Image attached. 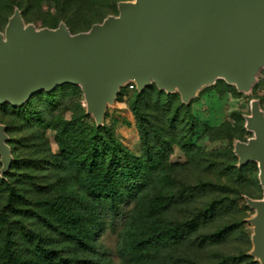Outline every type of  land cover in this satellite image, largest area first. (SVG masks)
I'll use <instances>...</instances> for the list:
<instances>
[{"label": "rangeland", "instance_id": "1", "mask_svg": "<svg viewBox=\"0 0 264 264\" xmlns=\"http://www.w3.org/2000/svg\"><path fill=\"white\" fill-rule=\"evenodd\" d=\"M128 1L0 0V32L15 9L37 29L64 23L71 34L87 32L117 16L118 3ZM252 101L264 112V69L249 93L217 80L188 105L155 85L141 96L128 85L121 88L98 135L119 144L132 163H141L145 181L115 231L60 152V140L78 151L86 147L95 127L80 88L39 92L20 108L0 105L13 158L0 179V264H258L249 255L248 220L254 211L245 202V197L262 198L258 168L256 163L238 167L233 152L236 142L252 137L245 129ZM99 153L119 172L118 156L106 149ZM58 198L84 219L78 237L49 209ZM172 230L182 237H171ZM138 242L148 252L139 263L130 257ZM43 253L50 260L43 261Z\"/></svg>", "mask_w": 264, "mask_h": 264}, {"label": "water", "instance_id": "2", "mask_svg": "<svg viewBox=\"0 0 264 264\" xmlns=\"http://www.w3.org/2000/svg\"><path fill=\"white\" fill-rule=\"evenodd\" d=\"M87 32L64 23L37 29L18 9L0 32V105L22 107L39 92L80 88L86 114L102 127L108 106L132 83L138 93L155 85L183 104L223 80L249 93L264 69V0H132L119 2ZM246 142L234 144L237 165L256 163L262 198L245 197L254 211L249 255L264 264V112L251 102ZM0 123V177L13 160Z\"/></svg>", "mask_w": 264, "mask_h": 264}, {"label": "trees", "instance_id": "3", "mask_svg": "<svg viewBox=\"0 0 264 264\" xmlns=\"http://www.w3.org/2000/svg\"><path fill=\"white\" fill-rule=\"evenodd\" d=\"M143 92L138 95L141 96ZM51 96L50 94L46 95L48 98ZM103 129V127L97 128L96 125L91 128L90 136L85 142L86 147L80 151L63 140L59 141V147L62 156L68 160L71 166L75 167V179L79 187L99 202L101 206L98 212L105 217L109 229L115 231L126 220L128 210L133 206L137 193L143 187L145 173L142 172L141 163L136 160L132 163V159L119 144L112 139L106 141L98 135L99 131ZM103 149L109 150L113 157H119L122 164L119 172L110 170L103 154L99 153V150L103 151ZM144 155L149 161H152L148 151ZM3 177L4 175L0 179ZM49 209L60 223L70 225L73 236L78 237L83 233L84 219L74 209L65 207L60 198L51 202ZM170 232L173 233L171 237L175 239L178 236L182 237V232L179 230ZM145 248L144 242H138L132 246L130 257L134 262H142L143 258L148 255L147 251L143 252ZM42 260L48 261L50 258L43 253ZM64 263L62 260L57 262V264Z\"/></svg>", "mask_w": 264, "mask_h": 264}, {"label": "built area", "instance_id": "4", "mask_svg": "<svg viewBox=\"0 0 264 264\" xmlns=\"http://www.w3.org/2000/svg\"><path fill=\"white\" fill-rule=\"evenodd\" d=\"M128 87H129L130 89H134V88H135V86H134L132 83H129V84H128Z\"/></svg>", "mask_w": 264, "mask_h": 264}]
</instances>
